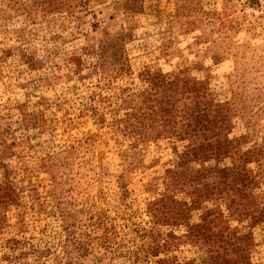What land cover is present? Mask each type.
Returning a JSON list of instances; mask_svg holds the SVG:
<instances>
[{"label": "rangeland", "instance_id": "374dc122", "mask_svg": "<svg viewBox=\"0 0 264 264\" xmlns=\"http://www.w3.org/2000/svg\"><path fill=\"white\" fill-rule=\"evenodd\" d=\"M0 264H264V0H0Z\"/></svg>", "mask_w": 264, "mask_h": 264}]
</instances>
